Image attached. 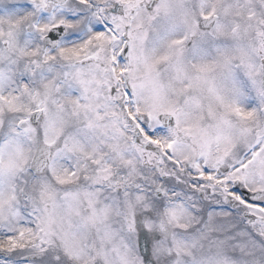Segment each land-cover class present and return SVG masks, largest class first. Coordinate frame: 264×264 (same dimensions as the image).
<instances>
[{
    "label": "snow or ice",
    "instance_id": "obj_1",
    "mask_svg": "<svg viewBox=\"0 0 264 264\" xmlns=\"http://www.w3.org/2000/svg\"><path fill=\"white\" fill-rule=\"evenodd\" d=\"M0 264H264V0H0Z\"/></svg>",
    "mask_w": 264,
    "mask_h": 264
}]
</instances>
